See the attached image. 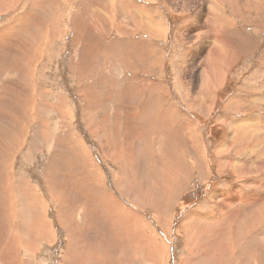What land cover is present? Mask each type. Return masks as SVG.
<instances>
[{
    "label": "rangeland",
    "instance_id": "1",
    "mask_svg": "<svg viewBox=\"0 0 264 264\" xmlns=\"http://www.w3.org/2000/svg\"><path fill=\"white\" fill-rule=\"evenodd\" d=\"M9 1L0 264H264V0H218L234 26L216 57L207 0ZM222 57L221 86L189 106L211 97L198 75Z\"/></svg>",
    "mask_w": 264,
    "mask_h": 264
},
{
    "label": "bare ground",
    "instance_id": "2",
    "mask_svg": "<svg viewBox=\"0 0 264 264\" xmlns=\"http://www.w3.org/2000/svg\"><path fill=\"white\" fill-rule=\"evenodd\" d=\"M44 1V0H43ZM101 1V0H100ZM196 1V0H195ZM194 1V2H195ZM208 1V3H207V5H205V6H207L206 7V10H207V14H206V18L204 19L203 18V20L205 21V22H207V23H209V25H210V31L213 33V44L212 45H210L209 47H212V49H211V53H213L214 54V56L216 57V56H220L221 54H222V43L224 42V40L227 38V37H229L230 36V32H227V29H224V26H226L227 24H228V26L230 27V28H233V26H234V23H233V21H231V20H229V19H224L223 18V16H224V14L225 13H223L222 12V10H221V8H219V9H214V7H215V5H217L218 4V0H207ZM246 2H245V5L247 6V4L246 3H248L249 2V0H245ZM9 2H11V0L9 1ZM41 2V1H40ZM181 2H183V1H181ZM191 1L189 0V3H190ZM200 3H199V7H200V10H198V16H199V21H198V24H200V23H203L202 22V20H201V18H202V16L204 17V14H203V5H202V2L203 3H205L204 1H199ZM13 3V2H12ZM8 4V3H7ZM123 4H125L124 6H125V11L127 10V7H131V5L128 3V2H125V3H123ZM138 4V3H137ZM188 5V4H187ZM5 6V5H4ZM40 6H42V5H40ZM6 7V6H5ZM34 8V7H33ZM37 8V7H36ZM98 9V8H97ZM130 9V8H129ZM132 9V8H131ZM2 10H3V8H2ZM39 11V10H38ZM37 11V12H38ZM143 12H144V14H142V20H139L141 23H143V22H145L147 25H148V30L149 29H151V30H154V28H155V26H157V25H159V27L161 26L160 25V22L158 21V19L157 18H155L153 15H149V14H147V9L145 8L144 10H143ZM129 13V12H128ZM221 13V14H220ZM98 15V14H97ZM136 15V13H134V12H132V16H135ZM226 15V14H225ZM221 19V26H220V28H218L216 25V22H218L219 20ZM107 21V20H106ZM25 22V21H24ZM225 23H226V25H225ZM228 27V28H229ZM27 28V27H26ZM120 29H121V27H119ZM203 28H205V27H203ZM158 29V28H157ZM119 30V29H118ZM160 31H162V30H160ZM160 31H159V33L157 34V33H154V32H151V34L153 35V36H158V35H160L161 33H160ZM6 33V32H5ZM230 33V34H229ZM6 39H9V38H6ZM208 39V37L206 38V40ZM209 40V39H208ZM100 43V42H99ZM209 44H210V42H209ZM95 45V44H94ZM40 48V47H39ZM93 48V47H92ZM94 48H97V47H94ZM42 50V49H41ZM90 50V49H89ZM146 51H148L149 52V55H150V49H149V46H146ZM35 53V52H34ZM209 54L208 55V57H213V55L212 54ZM43 54V53H42ZM136 54V53H135ZM148 55V54H147ZM42 56V55H41ZM199 56H201V53H199ZM147 57H150V59H148V63L150 64V67H152V68H154L155 67V65L157 64V63H159V62H161L162 60L161 59H155V58H153L152 56H147ZM195 58V57H194ZM142 59V58H141ZM205 61V60H204ZM227 61H228V59H224L223 57L222 58H217V59H207V64H205V62H203L202 64L204 65L205 64V67L203 66V68H201L202 69V71L200 70V72H199V75H198V78H199V82H200V85H199V88H201L202 90H205V91H207V92H210V95H211V97H207V99L206 100H202V98H201V96H194V95H189L191 98L189 99L190 101H191V103H190V105L189 106H194V105H198L200 102H202V103H206V101H208L209 99H211L212 98V93H213V91L215 90V89H217V88H219L220 86H221V84L223 83V79H224V75H225V68H226V65H227ZM142 65H143V63H142ZM145 70V69H144ZM190 71H192V69L190 70ZM83 72V71H82ZM146 72H147V70H146ZM150 84V83H149ZM157 84V83H156ZM148 86V85H147ZM141 92H143L142 90H141ZM189 93V92H188ZM199 93H200V91H199ZM95 94V93H94ZM201 94V93H200ZM189 96L187 97V98H189ZM188 100V99H187ZM192 100H193V102H192ZM203 107V106H202ZM192 108V107H191ZM67 109V108H66ZM1 110V109H0ZM134 112V111H133ZM136 112V111H135ZM135 112H134V114H135ZM139 112H137V114H138ZM133 114V115H134ZM168 115V114H167ZM131 116H132V114H131ZM135 117H137V116H135ZM134 118V117H133ZM171 119V118H170ZM102 120V119H101ZM137 120V119H136ZM135 120V121H136ZM172 123V122H171ZM232 124V123H231ZM259 124V123H258ZM261 124V123H260ZM133 125V124H132ZM138 126V125H137ZM130 127V126H129ZM168 127V126H167ZM236 127V126H235ZM243 127H244V129H247V128H249L250 127V124L248 125V124H243ZM132 128V127H131ZM136 128H139V126L138 127H136ZM107 130H109V129H107ZM128 130V129H127ZM141 129L139 128V131H140ZM138 130H136V132H137ZM237 131V130H236ZM128 133L129 132H131V131H127ZM135 132V133H136ZM141 132V131H140ZM105 133H107V132H105ZM138 133V132H137ZM104 134V133H103ZM245 134H247V131H245ZM74 135V134H73ZM108 135V134H107ZM128 135V137L130 136V134H127ZM133 136V135H132ZM134 136H135V134H134ZM235 136V135H234ZM74 137H75V135H74ZM73 137V138H74ZM78 136H76L75 138H76V142L78 141V143L80 142L79 140H81L80 138L78 139L77 138ZM71 140V139H70ZM72 141V140H71ZM73 142V144L74 143H76L75 142V140L74 141H72ZM83 142V141H82ZM134 142V141H133ZM84 143V142H83ZM132 144H134V143H132ZM131 144V145H132ZM69 145H71V143L69 144ZM2 146V145H1ZM128 146V145H127ZM191 146H193V145H191ZM134 147V146H133ZM195 147V146H194ZM132 148V147H131ZM193 148V147H192ZM193 149H197V148H193ZM198 150V149H197ZM192 151V150H191ZM196 150H193V152H195ZM197 152V151H196ZM204 152V151H203ZM202 156V155H201ZM203 158H205V157H203ZM196 159H195V157H194V161H195ZM197 160H198V158H197ZM200 160V159H199ZM204 161H205V159H204ZM195 163V162H194ZM236 164V163H235ZM178 165V164H177ZM166 167V166H165ZM169 167V166H168ZM168 167H166V169L168 168ZM179 167V166H178ZM180 168V167H179ZM174 169V168H173ZM177 169V168H176ZM175 169V171L177 172V170ZM263 169H264V167H263ZM164 170H165V168H164ZM163 170V171H164ZM170 170V169H169ZM167 171V170H166ZM171 171V170H170ZM174 171V172H175ZM172 172V171H171ZM258 172V171H257ZM168 173V172H167ZM181 173V172H180ZM180 173H179V175H180ZM164 174H165V172H164ZM176 174V173H175ZM179 175H178V178H179ZM165 175H163V177H164ZM177 176V175H176ZM176 176H175V178H176ZM167 177V176H166ZM171 177V176H170ZM174 178V176L172 177V179ZM174 178V179H175ZM101 179V178H100ZM166 179V178H165ZM168 180H170V179H168ZM178 180V179H177ZM101 181V180H100ZM168 182V181H167ZM173 183H174V181H173ZM178 183H180V182H178ZM179 185V184H178ZM260 185V184H259ZM171 186V185H170ZM262 189H263V187H261ZM111 194H113V193H111ZM235 196L237 197V200L240 202V203H242V201H243V203H244V205H251V206H253L254 204H257V203H259V197L258 198H256V195H250V196H244V195H242L238 190H237V192L232 196V198H234L235 199ZM262 197V196H261ZM3 198V197H2ZM6 198V197H5ZM231 197H226V198H224V203L225 204H229V203H231L232 201H233V199H232ZM263 198V197H262ZM261 198V199H262ZM110 199H112V197L110 198ZM263 200V199H262ZM114 202H115V204H117L116 202H119V201H117V200H113ZM2 202V201H1ZM111 202H112V200H111ZM264 203V202H263ZM121 204V203H120ZM224 204V205H225ZM256 206V205H255ZM117 208H119V206H117ZM252 208V207H251ZM262 208H264V206H262L261 208H259V212L264 216V211H262L261 209ZM229 209V208H228ZM37 212V211H36ZM38 213V212H37ZM122 212H119L118 213V216H119V214H121ZM240 213V209L239 208H237V209H234V210H231V214H239ZM11 216V215H10ZM221 218H223V215L221 216ZM144 219V218H143ZM224 219V218H223ZM232 220H236V219H231L230 220V222L232 221ZM222 222L224 223V220H222ZM218 223V222H217ZM220 223V222H219ZM45 224V223H44ZM136 224H137V222H136ZM135 224V225H136ZM223 225V224H222ZM137 226V225H136ZM135 226V227H136ZM140 226H141V224H140ZM229 226L230 225H224V227L222 226V228H218V231H217V233H219V237H221L222 235H224V233H226V232H228L227 230L229 229ZM71 227V226H70ZM43 229H42V231L46 234V233H48V232H50V226L48 227V232H46V230H47V227H46V230H45V226H43L42 227ZM151 229V228H150ZM228 234V233H227ZM218 236V235H217ZM216 236V237H217ZM214 240H215V238H214ZM214 240L212 241V242H214ZM211 242V243H212ZM78 244V243H77ZM156 244V243H155ZM218 244V243H217ZM213 245V244H212ZM216 245V244H215ZM219 245V244H218ZM220 246V245H219ZM223 246V245H222ZM148 247V246H147ZM150 247V246H149ZM156 248V247H155ZM158 248H159V246H158ZM13 250V249H12ZM12 250H11V253H12ZM160 250V249H159ZM208 250V249H207ZM210 250V249H209ZM152 251V250H151ZM155 251V250H154ZM206 251V250H205ZM8 252H10V251H8ZM7 252V253H8ZM150 252V251H149ZM153 253V252H152ZM159 253H161V252H159ZM6 254V253H5ZM150 254H151V252H150ZM205 254V253H204ZM162 256V255H161ZM152 257V256H151ZM153 258V257H152ZM155 259V258H154ZM153 259V260H154ZM158 259V258H157ZM156 261V260H155ZM67 262H68V260H67Z\"/></svg>",
    "mask_w": 264,
    "mask_h": 264
}]
</instances>
